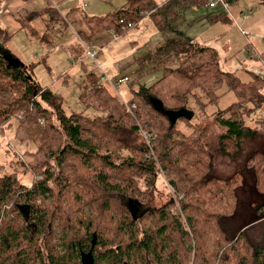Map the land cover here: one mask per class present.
I'll return each mask as SVG.
<instances>
[{"label":"trees","instance_id":"trees-1","mask_svg":"<svg viewBox=\"0 0 264 264\" xmlns=\"http://www.w3.org/2000/svg\"><path fill=\"white\" fill-rule=\"evenodd\" d=\"M201 1L126 0L87 20L94 33L122 35L150 15L164 30L179 8ZM239 1L220 3L229 10ZM35 15L22 19L24 28ZM208 19L233 20L224 13ZM10 39L0 21V136L17 119L13 137L34 146L24 154L39 175L26 185L16 173H0V264H264V242L250 241L245 230L228 238L222 227L238 209L241 179L215 172L202 124L180 118L184 127L171 125L151 99L169 109H191L193 101L204 113L218 104L225 82L237 100L215 119L225 128L221 151L234 157L260 134L248 119L264 125L263 77L244 81L220 67L214 47L172 37L139 59V74L163 70L151 85L132 89L124 101L102 76L88 73L80 93L85 109L68 113L63 98L33 78L34 64L9 62ZM88 109L97 115L87 116ZM247 166L264 193V146L249 154ZM259 212L264 217L263 201Z\"/></svg>","mask_w":264,"mask_h":264},{"label":"rangeland","instance_id":"rangeland-1","mask_svg":"<svg viewBox=\"0 0 264 264\" xmlns=\"http://www.w3.org/2000/svg\"><path fill=\"white\" fill-rule=\"evenodd\" d=\"M107 1H112L115 7L122 5L121 0ZM155 1L158 4H164L170 0ZM208 1L211 0H202L191 7L179 8V16L175 21L165 20L167 26L164 30L156 28L151 16L147 15L138 26L132 27L122 35H118L116 40L109 39L111 42L104 48H96L80 34L82 42H85L84 48L76 39L71 42L75 46L74 49L67 50L64 47L59 49L62 57L57 69L41 73L39 80L43 84L52 85V73L59 72L53 77L58 80L64 70L68 71L70 77L67 78V83L64 82L66 78L63 77L51 87L63 98L64 108L68 113L82 111L85 107L79 94L82 89V80L85 78V71L82 69V63H84L88 73L94 72L102 76L105 83L112 87L121 99L127 101L134 95L132 89L138 90L141 85L149 86L162 76L163 70L161 68L139 74V59L147 56L160 43L172 37L194 39L202 45L214 47L219 52L220 67L224 71L236 73L244 81L252 80L254 78L253 74L264 78V59H261L262 56L264 57V13L255 23L257 31H251L246 24L243 25L233 18V15H236L232 9L228 10L222 3L212 8L206 4ZM245 4H248L247 0H240L238 6ZM98 6L100 8L103 4L100 3ZM258 6L260 7V5ZM259 9H256V13ZM222 13L230 14L233 20L230 22H213L208 19L211 14ZM72 37L73 35L68 40L70 41ZM19 44L22 50L25 47L26 50H29L27 40L20 39ZM4 46L9 50L10 48L13 49L11 42L4 43ZM88 48L97 53L95 57L87 53ZM82 55L85 57L83 62H81ZM149 66L151 64L147 62L145 69ZM125 76L129 78V81L120 82V79ZM136 79L137 81H135ZM113 84L117 85L114 86ZM219 93L221 96L218 104L207 106L204 113L201 111L202 108L193 101L190 107L195 110L194 123L202 124L204 127L203 140L214 156L215 172L224 178L237 175L241 179L238 209L231 217L232 219L226 222V225L222 223V227L228 238L245 230L250 241L256 244L263 243L264 217L261 216L259 209L262 201L264 202V193H259L255 187L254 174L247 166V158L252 151L261 149L264 146V136L261 134L264 131V125L255 123L256 116L251 120L248 119V125L253 127L258 125L260 127L259 136L245 141L240 153L236 156L228 157L224 155L220 147V137L225 128L215 119V114L218 110L227 108L235 102L237 97L225 82L219 88ZM204 100L206 101L205 98ZM85 114L89 117H95L97 112L94 109H88ZM17 124L18 120L14 119L12 128L7 131L5 136H0V173H16L23 183L31 185L33 178L35 175L38 176L39 173H35L29 167L32 157L24 154V152L33 150L34 146L32 144H20L13 137ZM177 124L184 127L185 122L182 119ZM184 129L187 132L192 130L187 126ZM158 179L161 185H159L160 188L164 191L167 190L164 177L161 175ZM159 203H163V200Z\"/></svg>","mask_w":264,"mask_h":264},{"label":"crops","instance_id":"crops-1","mask_svg":"<svg viewBox=\"0 0 264 264\" xmlns=\"http://www.w3.org/2000/svg\"><path fill=\"white\" fill-rule=\"evenodd\" d=\"M125 1L121 0L122 5ZM247 1V5L234 6L230 9L236 15H233V18L237 19L239 23L246 24L251 31H257L255 23L264 13V0ZM100 3L103 6L98 8ZM114 7L113 2L107 0H0V21L11 35V39L8 42L12 43L13 49L10 48V51L14 58L24 62L27 66L34 64L30 69L33 78L36 79L40 86L52 88L51 86L56 84L61 78L65 77L64 82L67 83V78L70 77L68 71L64 70L58 80L53 77L59 72L56 71L51 74L52 85L43 84L39 80L41 73L57 69L62 57L59 49L62 47L67 50L74 49L75 46L71 42L76 39L84 48L85 42H82L81 35L96 48H104L109 45L111 42L109 39L111 38L112 41L116 40L113 38L112 32L107 29L94 33L92 26L87 20L88 17L105 15L111 12ZM257 8L260 9L256 13ZM246 10H250L252 16L250 14L249 17H244L242 11L246 12ZM33 13L36 15L29 17L30 23L28 27L35 31H30V28L23 27L22 19ZM72 35L73 37L69 41L68 38ZM20 39L27 40L29 50H26V47L23 50L21 49ZM88 51L93 52L90 48L87 49V53ZM81 58V62H83L84 55ZM82 69L85 71L86 78L88 72L84 63H82ZM85 78H83L81 86H83ZM81 91L82 89L80 93Z\"/></svg>","mask_w":264,"mask_h":264},{"label":"water","instance_id":"water-1","mask_svg":"<svg viewBox=\"0 0 264 264\" xmlns=\"http://www.w3.org/2000/svg\"><path fill=\"white\" fill-rule=\"evenodd\" d=\"M7 59L15 67H25L24 62L20 61L17 58H13L11 55H8ZM151 99L155 107L158 108L159 111L171 122V125H174L180 118L191 120L195 115V111L190 108L181 107L178 109H169L166 108L164 104L156 98L152 97Z\"/></svg>","mask_w":264,"mask_h":264},{"label":"built area","instance_id":"built-area-1","mask_svg":"<svg viewBox=\"0 0 264 264\" xmlns=\"http://www.w3.org/2000/svg\"><path fill=\"white\" fill-rule=\"evenodd\" d=\"M223 0H211L210 2L208 1L206 4L210 7H214L216 5H218L220 2H222ZM250 13V10H247L244 15L245 16H248ZM132 24L130 23L129 26H131ZM113 38L114 39H117L118 38V34L117 33H114L113 34ZM264 38V37H263ZM88 54H90L92 57H95L96 56V53L93 51H88ZM104 81V78L102 79ZM101 82V85H103V83L105 82ZM123 81H129V78L127 76H125L124 78L120 79V82H123ZM114 86H116L117 84H113Z\"/></svg>","mask_w":264,"mask_h":264},{"label":"bare ground","instance_id":"bare-ground-1","mask_svg":"<svg viewBox=\"0 0 264 264\" xmlns=\"http://www.w3.org/2000/svg\"><path fill=\"white\" fill-rule=\"evenodd\" d=\"M249 15H250V13H249ZM249 15H248V16H249ZM248 16H245V17H248Z\"/></svg>","mask_w":264,"mask_h":264}]
</instances>
